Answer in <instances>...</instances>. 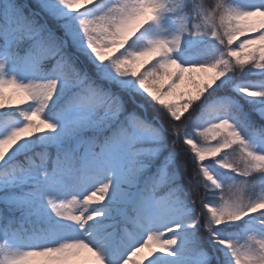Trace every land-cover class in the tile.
<instances>
[{"label": "snow or ice", "instance_id": "obj_1", "mask_svg": "<svg viewBox=\"0 0 264 264\" xmlns=\"http://www.w3.org/2000/svg\"><path fill=\"white\" fill-rule=\"evenodd\" d=\"M0 264H264V0H0Z\"/></svg>", "mask_w": 264, "mask_h": 264}]
</instances>
